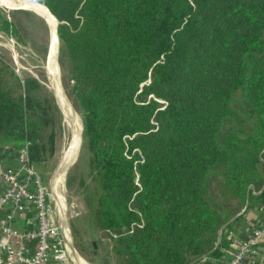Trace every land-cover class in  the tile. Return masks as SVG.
<instances>
[{"label":"trees","instance_id":"trees-1","mask_svg":"<svg viewBox=\"0 0 264 264\" xmlns=\"http://www.w3.org/2000/svg\"><path fill=\"white\" fill-rule=\"evenodd\" d=\"M36 1L60 22L114 264H226L264 206V0ZM0 30H17L1 8ZM26 91L0 57V146L35 166L55 131Z\"/></svg>","mask_w":264,"mask_h":264},{"label":"rangeland","instance_id":"rangeland-1","mask_svg":"<svg viewBox=\"0 0 264 264\" xmlns=\"http://www.w3.org/2000/svg\"><path fill=\"white\" fill-rule=\"evenodd\" d=\"M31 2L40 5L34 1ZM0 8L3 9L5 16L17 25L16 31L4 32L0 30V57L14 68L15 73L26 84L28 91L26 92L45 106L48 117H51V119L53 117V123H49L44 128L43 136L48 143L50 132L55 131V151L53 154L49 153L45 163L35 165V168L45 176L46 182L56 198L54 203L57 206L59 199L55 195L53 182L56 171L60 170V174L63 172L60 168V158L64 148L69 144L71 133L67 127V118L62 100L56 88L51 84L46 68L50 59V52L53 50L59 64V84L80 117L78 134L77 137L75 136V153L69 159V161H72L81 148L83 121L71 92L72 81L70 79L69 62L66 57L60 55V40L59 42L55 40L51 46L53 30L46 16L29 7L4 2H0ZM53 24L55 25L54 18ZM30 80L32 82L35 80V82L30 83ZM40 110L37 111L39 117L43 115V111L41 110V113ZM89 154L83 141V146L76 160L66 171L65 189L59 197L61 200L63 199L64 207L62 223L64 224L66 221L65 223L70 227L72 243L78 250L79 255L86 261L88 260L90 264H93L92 260L95 261L98 258V263L101 264L103 263L102 257L104 258L105 255L109 254L111 248L109 247V238L94 221L87 201L94 186L89 167ZM82 182L85 184H82ZM65 204L67 206L66 210ZM57 208V217L62 221L59 206ZM94 247H97L99 254L96 257Z\"/></svg>","mask_w":264,"mask_h":264},{"label":"built area","instance_id":"built-area-1","mask_svg":"<svg viewBox=\"0 0 264 264\" xmlns=\"http://www.w3.org/2000/svg\"><path fill=\"white\" fill-rule=\"evenodd\" d=\"M21 151L22 165L13 169L0 159V264H78L80 256L57 217L56 198L45 176L28 164L27 151ZM27 217L33 228L14 220ZM36 239L33 250L29 241ZM264 247V218L245 240L238 242L226 264H264L258 251Z\"/></svg>","mask_w":264,"mask_h":264},{"label":"bare ground","instance_id":"bare-ground-1","mask_svg":"<svg viewBox=\"0 0 264 264\" xmlns=\"http://www.w3.org/2000/svg\"><path fill=\"white\" fill-rule=\"evenodd\" d=\"M0 2L13 4V5H17V6L29 7L31 9L41 13L42 15L46 16L47 20L49 21V25L52 27V30H53V32H52L53 38L51 39V46L54 44L55 40H57L59 42V37L57 36V32H56V19L54 18V16L50 12H48L47 10H45L43 7L40 6V5H42L40 2L36 1L40 5H36L34 3H31L28 0H0ZM53 18L55 20V25L53 24ZM46 73L50 79L51 84L56 88V90H57V92H58V94L62 100V103L64 106V113H65L66 118H67V121H66L67 127L69 128L68 130H70V133H71L69 144L67 145V147L64 148L62 155H61V158H60V168H61V171H63V172L61 174L59 173L57 176H55L54 182H53L54 187H55V195L59 199L58 200L59 201L58 206H59V209L61 212L62 222H63V215H62L63 214V208H64L63 203H62L63 199L61 200L59 195H61L65 189L64 188L65 187L64 182H65V176H66V171H67L66 169L75 159L74 158L72 161H69L70 157L72 155L74 156V153H75L74 152L75 151V136L77 137V134H78L79 118L80 117L76 113V110L73 108L70 101L65 96L64 90L62 89L61 85L59 84V64L56 60V55H55L53 50H51V52H50V59L47 63ZM82 140H83V134H82ZM66 208H67V206L65 204V210H66ZM65 210H64V214H65ZM65 222H64V227L68 232V233L66 232L67 235L70 237V233L67 229V224ZM76 261L78 264H90L82 256H77Z\"/></svg>","mask_w":264,"mask_h":264},{"label":"crops","instance_id":"crops-1","mask_svg":"<svg viewBox=\"0 0 264 264\" xmlns=\"http://www.w3.org/2000/svg\"><path fill=\"white\" fill-rule=\"evenodd\" d=\"M0 159L5 163L6 166L18 169L22 165L21 161V151L15 150L14 148L10 146H0ZM5 189V185L0 182V192H2ZM264 218V206L257 207L255 209H251L248 212H246L241 220V223L237 229V232L234 234V239L232 244L230 245L229 249L226 251V253L220 258L221 262L227 263L228 260L231 257L232 251L237 249L238 242L245 240L249 234H251L254 227L262 221ZM27 217L20 219V220H14L15 224H18V226L24 227V228H33L34 226H30L27 223ZM38 241L36 239H32L29 241L30 247L35 250L37 247ZM111 248V246H110ZM258 258L264 259V247H261L258 251ZM109 257L112 258V264H114V254L111 248V252L109 253ZM88 261V260H87ZM99 259L97 258L96 261H93V264H99ZM89 262V261H88ZM101 264H104V258L102 257ZM92 264V263H91Z\"/></svg>","mask_w":264,"mask_h":264},{"label":"water","instance_id":"water-1","mask_svg":"<svg viewBox=\"0 0 264 264\" xmlns=\"http://www.w3.org/2000/svg\"><path fill=\"white\" fill-rule=\"evenodd\" d=\"M42 5H43V4H42ZM43 6H45V5H43ZM45 7H46V6H45ZM46 8L49 10L48 7H46ZM49 11H50V10H49ZM50 13L52 14L51 11H50ZM52 15H53V14H52ZM53 16H54V15H53ZM54 18L56 19V32H57V36H58V25H59L60 22H59V20H58L55 16H54ZM82 124H83V122H82ZM82 146H83V140H82V143H81V148H82ZM81 148H80V150H81ZM80 150H79V151H80ZM79 151L77 152L74 161L76 160ZM74 161H73V162H74ZM73 162L68 166V168H67L66 170L69 169V167L73 164ZM59 172H60V170H57L55 176H56ZM67 229H68V231H69V233H70L71 231H70V227H69L68 225H67ZM94 246H96L95 243H94Z\"/></svg>","mask_w":264,"mask_h":264}]
</instances>
